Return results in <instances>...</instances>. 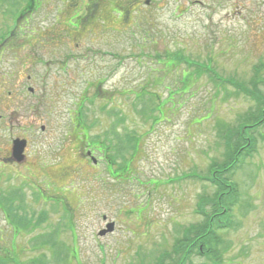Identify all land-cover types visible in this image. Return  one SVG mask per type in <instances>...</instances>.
<instances>
[{"label": "rangeland", "instance_id": "1", "mask_svg": "<svg viewBox=\"0 0 264 264\" xmlns=\"http://www.w3.org/2000/svg\"><path fill=\"white\" fill-rule=\"evenodd\" d=\"M128 1L132 3L120 0V5ZM138 1L146 4L131 6L126 13L133 12L130 18L115 14L112 22H105L98 15L92 26L76 28L74 17L84 4L78 8L73 0H0V81L6 83L0 89V114L5 117L0 146L29 135L33 147L57 148L63 132L56 127L71 124L69 113L75 119L74 104L80 101L87 138L107 143L122 162L129 155L120 146L122 139L138 140L137 156L136 143L130 145L136 156L127 161L130 172L151 183L144 188L127 177L117 183L106 180L113 188L107 189L106 206L88 201L103 193L96 190L100 184L95 170L77 154L78 139L69 137L61 156L56 152L57 161H83L86 166L81 178L64 181L73 186L68 194L72 209L60 212L26 186L0 191V236L3 229L10 233L2 209L10 193L21 197L15 205L20 209L9 213L33 212L40 225L35 237L24 230L19 235L16 254L21 264H157V257L167 251L164 264H178L172 251L181 231L201 219L194 214L198 202L207 213L215 211L199 198L212 196L216 186L196 180L195 174L207 177L210 166L223 161L222 133L238 129L250 114L264 117L247 95L220 83L233 79L264 98V0ZM101 2L103 8L106 2ZM72 53L86 59L75 60ZM42 60L52 64L49 92L37 91L33 97L25 87L38 89V78L46 73ZM78 85L81 93L76 95ZM255 121L245 130L252 138L243 141L245 146L252 141L253 157L223 176V190L231 183L237 187V194L226 199L236 204L230 208L227 201L219 205L210 198L219 216L225 214L218 219L234 222L220 232L225 244L219 249L229 242L222 253L224 264H264V228L258 221L264 220V123ZM93 188L94 195H88ZM107 222L114 223V232L108 229L98 237ZM32 240L38 246L30 252ZM188 259L203 264L195 254Z\"/></svg>", "mask_w": 264, "mask_h": 264}, {"label": "flooded vegetation", "instance_id": "2", "mask_svg": "<svg viewBox=\"0 0 264 264\" xmlns=\"http://www.w3.org/2000/svg\"><path fill=\"white\" fill-rule=\"evenodd\" d=\"M102 0H97L96 2L91 3L87 8L85 7L84 11L83 8L81 12L78 14L79 17L82 18V21H80V25L76 28H79L81 26L87 27L92 26L94 22V18L97 19L98 15L101 17L100 19H104L105 22H112L115 18V14L119 13V9L124 10L126 13L130 9V6L124 7L120 6L118 0H104L106 2V5L101 8L102 6ZM138 2V0H132L133 5H135ZM73 3L78 6L79 3L83 4L82 0H73ZM101 5V6H100ZM100 6V9L97 10V8ZM133 13V12H131ZM129 13V14H131ZM86 28V27H85ZM4 47L0 46V49ZM49 63L51 61H40V64L45 69V74H43L40 77L39 86L38 89H34L31 86H26L25 89L28 91L33 97L37 96V91L40 92L42 95H46L47 92H49V79L48 75L50 74V66ZM63 66V65H62ZM81 81V77H80ZM58 83V79H54L51 82L52 85H56ZM6 85V83L3 80V83L0 81V89L3 88ZM76 95H79L81 92L80 86H76ZM86 89L82 93L85 92ZM68 96V95H67ZM39 104H35L37 108H39ZM78 107L77 111H75V120L76 122L71 123L68 125L67 123H62L61 125H58L57 131L63 132L60 138V145L55 147H44V146H37L33 147L32 142H30L31 137L29 135H23V136H17L14 138L12 136L11 141H9V144L3 147L5 144L0 146V179L4 181V187H0L1 189L6 191H12L14 190H24V186H26L28 189L36 190L37 197L39 198V195L44 198V201L47 199H57L59 197V203L61 205L69 206V197L66 194V192H69V188L71 184L64 183L66 178H70V180L73 178L74 180L79 179L82 176L83 171L86 169V166H84L82 163L83 161L87 162L86 164L94 168L95 170V176L97 179H100L103 174L102 168L98 167L100 165V162L98 158L96 157V153L104 154L105 150H103L101 147L102 143L92 144L88 142L86 130H85V123L84 118L82 117V103H75L74 107ZM36 111V109L31 110L32 114ZM72 112L69 113L71 115ZM1 115L0 123L5 119V117ZM40 130L44 133L45 129L43 126H40ZM27 131V130H26ZM73 132V134H71ZM69 137H74V139H78V145L80 148L76 146L78 149L77 154L78 156L83 160L80 162L75 163V161H68L63 164L60 163V161H57L55 155L56 152H58V155L61 156V152L64 151L63 148H66V139ZM17 140L24 141V148H16V142ZM62 142L64 143V146L62 145ZM85 144V147H82L81 145ZM72 164V166H70ZM113 165L117 167V171L113 170ZM98 167V171L96 168ZM107 175L113 176V177H119V176H125L130 173V167L129 165H117L116 162H114L112 159H107ZM29 180V181H26ZM55 180H58V186L55 184ZM64 183L62 184L61 181ZM104 184V183H102ZM100 184V186H102ZM57 187L56 194H59L57 197L56 194H54L53 187ZM6 194V193H3ZM62 194V195H61ZM21 196L18 194L16 196V193H10L7 194V196L4 198V204L2 209L4 210V214L6 218L8 217L7 212L8 211H14L20 209V207H16L17 200ZM19 204V203H18ZM35 208V207H34ZM1 210V209H0ZM31 211V210H30ZM264 225V224H263ZM17 227V233L19 230H21V225H16ZM33 227V223L31 225ZM1 240L6 241L9 239L10 236H7L4 234L3 230L1 231ZM264 238V235H263ZM264 248V243H263ZM264 258L261 259V261Z\"/></svg>", "mask_w": 264, "mask_h": 264}, {"label": "trees", "instance_id": "3", "mask_svg": "<svg viewBox=\"0 0 264 264\" xmlns=\"http://www.w3.org/2000/svg\"><path fill=\"white\" fill-rule=\"evenodd\" d=\"M255 93H256V92H255ZM255 96H256V97H255ZM255 96L253 95V98H254V100L257 101L259 104L261 103V101H264V98H263L261 95L256 94ZM209 252H212V251L210 250ZM216 252H217V250H216Z\"/></svg>", "mask_w": 264, "mask_h": 264}, {"label": "bare ground", "instance_id": "4", "mask_svg": "<svg viewBox=\"0 0 264 264\" xmlns=\"http://www.w3.org/2000/svg\"><path fill=\"white\" fill-rule=\"evenodd\" d=\"M251 125H255V121H254V119H252V118H249V121H248Z\"/></svg>", "mask_w": 264, "mask_h": 264}]
</instances>
